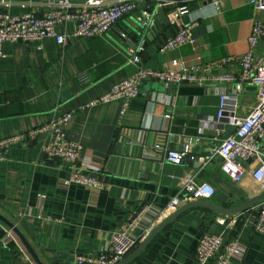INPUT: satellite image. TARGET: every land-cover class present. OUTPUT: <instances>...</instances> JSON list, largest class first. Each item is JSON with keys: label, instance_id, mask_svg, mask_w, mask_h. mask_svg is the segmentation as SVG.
Returning <instances> with one entry per match:
<instances>
[{"label": "crops", "instance_id": "1", "mask_svg": "<svg viewBox=\"0 0 264 264\" xmlns=\"http://www.w3.org/2000/svg\"><path fill=\"white\" fill-rule=\"evenodd\" d=\"M11 2L10 12L14 15L42 12L47 7L45 0ZM219 3L191 2L184 20L198 21L194 29L196 44L166 52L160 46L175 33V27L169 23L158 34L142 29L138 18L142 9L149 8L147 3L104 36L69 38L66 44L45 37L2 45L0 141L20 134L26 138L4 150L5 159L0 162V216L17 226L42 264H67L78 253L96 254L108 248L112 232L135 211L148 206L143 212V225L134 231L139 245L174 212L166 211L168 205L189 178L210 183L215 193L203 201L224 208H235L264 192V186L252 178L258 162L246 166L244 178L236 182L222 170L220 157L207 160L211 150L226 137V130L216 121L221 94L235 97L241 116L258 102V87L239 80L241 66L236 58L249 50L253 23L263 14L250 0ZM75 28L71 21L57 26L59 33L67 34ZM143 39L146 67L168 70L173 60H178L183 66L197 67V75L205 79L170 85L145 80L127 111L120 100L89 106L133 73L136 67L129 62V48ZM255 53L263 54V44ZM83 74L88 77L87 83L81 80ZM221 76L232 78L218 80ZM67 112L72 113L67 137L83 146L78 164L89 167L107 184L106 188L66 184L69 165L46 157L44 146L49 133L34 130ZM206 120L212 123L205 126L201 142L192 148L193 161L201 167L185 168L178 186L163 183V174L155 181L151 170H140L141 160L132 151L134 138L123 135L133 130L134 135L143 137L139 146L144 147L148 140L145 150L156 158L164 157L167 150L180 148L184 140L197 136ZM156 144L161 148L155 149ZM161 212L165 215L159 218ZM257 214L258 206L231 215L204 206L190 208L129 264H197L198 242L207 233L237 240L246 247L244 257L233 258L230 264H264V234L254 227ZM219 216L227 220L226 224L217 220ZM148 226L150 232L145 231ZM0 264H38L23 240L1 219Z\"/></svg>", "mask_w": 264, "mask_h": 264}, {"label": "built area", "instance_id": "2", "mask_svg": "<svg viewBox=\"0 0 264 264\" xmlns=\"http://www.w3.org/2000/svg\"><path fill=\"white\" fill-rule=\"evenodd\" d=\"M194 1L220 4L219 0H81L77 3L72 0H45L47 7L42 12L32 11L14 15L10 12L11 0H0V55H3L2 45L6 42H30L54 37L60 44H66L69 38L104 36L123 18L139 10L142 3L149 4V2L156 6L155 14H158V8L164 10L169 8L166 17L168 23L175 27V33L161 44L162 52L174 50L186 44L193 45L197 41L194 29L198 21L187 22L184 16L190 13L189 5ZM250 2L263 15L256 18L253 23L249 36V50L236 59L241 66L239 80L258 87V102L245 116H241L237 112L235 97L226 93L221 94L216 121L223 126V130H226L228 126H234L235 129L228 137L220 140L207 156V160L220 157L222 170L236 182L244 178L246 166L256 161L258 166L252 172V178L264 186V0H250ZM151 18L147 10L142 9L138 20L143 26H150L154 25V20ZM70 21L75 23V30L69 34L59 33L57 26L65 25ZM261 44H263V54L256 55L255 50ZM145 49V39L130 47L129 62L136 69L127 78L116 82L109 92L88 105L120 100L123 103V110L127 111L130 101L139 95L145 80L153 79L170 85L202 82L205 79L197 75V67L183 66L178 60H173L172 67L168 70L148 68L142 59ZM232 58H227L226 61ZM231 78L221 76L218 80ZM81 80L87 83L88 77L83 74ZM71 119V112L55 115L46 125L34 130L35 133L46 131L49 133L48 142L44 146L46 157L69 165L70 176L65 181L66 184L77 183L89 188H106L107 184L91 173L89 167L78 164V157L83 146L67 137L66 128ZM211 121L202 122L198 135L184 140L180 148L167 150V161L181 165L188 158L195 160L192 154L193 145L201 142L205 126L211 124ZM131 132L134 131L129 130L123 133L124 137L133 139L134 136L140 135H134ZM25 138V134H20L0 141V162L5 159L4 150L9 144L21 142ZM160 148V144L155 145V149ZM214 193V187L207 181L198 182L189 178L187 182H184L181 192L172 199L166 211L177 210L182 202L211 198ZM146 209L148 206L135 211L124 224L112 232L108 248L96 254L78 253L74 260L67 264H117L137 247L139 239L134 235V231L143 225V212ZM164 212L159 214V218L165 215ZM217 220L222 224L227 222L222 216H219ZM150 227H146L145 231L150 232L152 229ZM254 227L264 234V200L258 208ZM245 253L246 247L237 240L228 241L223 235L207 233L198 242L196 260L197 264H230L233 258L241 259Z\"/></svg>", "mask_w": 264, "mask_h": 264}, {"label": "water", "instance_id": "3", "mask_svg": "<svg viewBox=\"0 0 264 264\" xmlns=\"http://www.w3.org/2000/svg\"><path fill=\"white\" fill-rule=\"evenodd\" d=\"M147 12L150 14L151 17L154 19V25L150 26H143L140 23V27L144 30L151 29L154 34H158V30H162L164 26L168 25V20L165 14V11L163 8H158V15L155 16L156 12V6L153 5L147 9ZM162 19L160 21L159 19ZM235 127L234 126H228L226 129V137H228L233 131ZM139 136H134L133 141V149L134 155L138 159V161L141 160L140 163V170L145 172L146 170L152 171V179L159 180L161 175L163 174V183L165 184H172L173 186H178L181 182V178L184 175L185 168L187 167H195L199 168L201 167V163H196L193 161V159L188 158L183 164L181 165H175L167 161V152L164 155V157H154L150 151L145 150V147H148V140L144 142V147L138 144H142L143 137L140 138ZM191 160V163H187ZM154 175V176H153ZM185 195V193H184ZM264 200V192L246 202L241 204L240 206H237L235 208H224L222 206H219L217 204H214L209 201H203V200H193L188 201L186 204L181 206L180 208H177L172 214L165 217L163 220L160 221V223L150 232V234L137 246V248L128 256L121 259L117 264H129L132 262L135 258H137L143 251L146 250V248L149 246V244L154 240V238L171 222H173L176 218H178L183 212L186 210L196 207V206H204L206 208L212 209L221 215H231V214H238L242 213L245 210L251 208V207H260V203ZM0 219L3 220L5 223H7L13 230L16 232V234L23 240L25 246L30 251L32 256L35 258L38 264H42L41 260L38 258V255L36 254L34 248L31 246L27 238L24 236V234L17 228V226L7 221L4 217L0 216Z\"/></svg>", "mask_w": 264, "mask_h": 264}, {"label": "trees", "instance_id": "4", "mask_svg": "<svg viewBox=\"0 0 264 264\" xmlns=\"http://www.w3.org/2000/svg\"><path fill=\"white\" fill-rule=\"evenodd\" d=\"M148 5H150V7L151 6H153L154 5V3H151V2H149V4ZM166 10L168 11L169 10V8H166Z\"/></svg>", "mask_w": 264, "mask_h": 264}]
</instances>
